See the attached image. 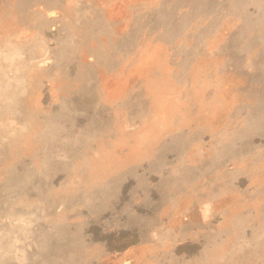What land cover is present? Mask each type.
Wrapping results in <instances>:
<instances>
[{
  "label": "rangeland",
  "instance_id": "1",
  "mask_svg": "<svg viewBox=\"0 0 264 264\" xmlns=\"http://www.w3.org/2000/svg\"><path fill=\"white\" fill-rule=\"evenodd\" d=\"M0 264H264V0H0Z\"/></svg>",
  "mask_w": 264,
  "mask_h": 264
}]
</instances>
